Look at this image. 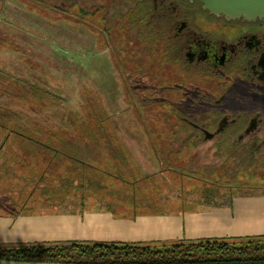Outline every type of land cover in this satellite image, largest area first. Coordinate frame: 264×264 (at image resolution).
I'll return each mask as SVG.
<instances>
[{"label": "flooded vegetation", "instance_id": "obj_1", "mask_svg": "<svg viewBox=\"0 0 264 264\" xmlns=\"http://www.w3.org/2000/svg\"><path fill=\"white\" fill-rule=\"evenodd\" d=\"M11 6L36 24H83L89 50L111 53L153 154L211 157L197 168L264 188L251 180L264 173V17L230 19L199 0H0V13Z\"/></svg>", "mask_w": 264, "mask_h": 264}, {"label": "rangeland", "instance_id": "obj_2", "mask_svg": "<svg viewBox=\"0 0 264 264\" xmlns=\"http://www.w3.org/2000/svg\"><path fill=\"white\" fill-rule=\"evenodd\" d=\"M36 21L35 16L27 13L22 6H11L6 12L0 13V119L18 121L25 116H56V112L59 113V118H67V113L77 111L85 113L83 104L90 97L102 116L110 117L105 121L112 122L118 134L117 140L111 137L116 140L115 142L101 140L102 142L95 143V146L106 149L110 144H115L117 148L132 151L125 155L133 159L136 174L128 175L124 171L122 178L128 181L143 178L147 197L142 196V200H139L137 205L139 215L142 212L151 215L160 214L169 206H176L175 201H166V194L172 192L169 186L173 188L183 182L190 187L195 185L193 188L196 191L199 189L201 194L228 191V193L234 192V195L237 192H244L255 196L254 192H258L264 196V188L252 191L247 186L238 184L239 179H246L244 173L228 178L227 174L205 173L201 168H197L201 161L210 162L211 157L188 158L190 164L186 168L178 164L176 168L184 174L179 175L169 170L160 173L153 160L159 156L149 150L142 127L125 97L111 53L98 45L93 51L89 50L94 45L95 38H88L87 29L83 24H36ZM36 87L39 92L36 91ZM18 96L26 98L37 96L38 103L46 105L47 102L57 103L56 107L40 109L37 105L29 106V103L20 101ZM88 103L89 101L85 106L87 113L91 115L92 110ZM34 108L40 110L36 112ZM174 158L176 161L187 159L184 156ZM185 161L180 163L185 165ZM168 166L165 164L162 168L168 169ZM13 171L17 169L14 168ZM13 171L7 175L0 173V194L3 195L0 197V244L2 245L20 246L32 242L56 240L170 244L172 239L176 238L171 235L172 232L165 231L158 222L128 226L113 223L106 227L94 225L89 228L86 223L84 225L79 220L83 209L81 204H69V208L76 211L69 214L70 217L73 216L74 221L71 223L69 221L68 224L59 221L57 217L64 215L59 210L65 203L57 198L51 200V205L42 207L41 190L31 196L28 189L26 190L28 193L19 190L17 187L19 173ZM260 175L256 178L253 175L251 180L257 182L258 179V182L264 183V173ZM20 178L24 182L23 173ZM27 178V185L30 186L33 183L32 175L28 174ZM6 186L12 188L6 190ZM163 186L166 189H163ZM219 195L220 193L217 197ZM214 200L216 198L210 200L209 204H203L206 206H203L205 208L203 212L214 210L212 208ZM117 204L119 205L118 202ZM112 205L104 202V214L124 217V215L131 216L135 211L134 206L130 207L124 203L122 207L117 206V209ZM236 206L243 220L236 219V227L230 231L235 233L234 236H221V238L264 235V198L244 199ZM94 207L95 205L92 204V208ZM49 217L55 218V222H47ZM200 238L220 237L188 239Z\"/></svg>", "mask_w": 264, "mask_h": 264}, {"label": "crops", "instance_id": "obj_3", "mask_svg": "<svg viewBox=\"0 0 264 264\" xmlns=\"http://www.w3.org/2000/svg\"><path fill=\"white\" fill-rule=\"evenodd\" d=\"M35 89L39 92L37 87ZM23 93H25V90ZM32 97L34 98V96ZM17 98L20 99V101L29 103V106L37 105L40 109L56 107L55 104L57 103L47 102V105L38 103L37 96H35L34 99L24 96H18ZM87 102L88 101H85L83 104L84 109H86L85 105ZM40 109L34 108L36 112ZM56 114L58 116H25L18 121L7 119L5 121L4 119H0V123L27 126L34 123L36 124L37 122H43L45 124L58 125L68 124L69 120H71L69 113H67V118L62 116V118H59V113L56 112ZM71 114L72 116L74 115L73 112ZM53 116L56 118H53ZM32 135L35 136V139L40 140L65 139L66 141H70L72 146H74L73 142L76 139L80 140L78 134V136L67 133H41ZM116 136L118 135L103 134L99 135V138L96 139L86 137V140L114 141L111 137L115 139ZM3 140H12L18 143H2ZM21 140H26V138L19 134L0 133V173H6V175L7 173L11 174V171L16 168L17 171L13 172L19 173L17 187L19 190H25V192L28 189L30 191L29 196L40 189L42 207H47L51 205V200L60 198L65 205L59 212L64 215L57 217V219L67 224L69 221L70 223L74 221L73 216L70 217L69 214L76 212L69 208V204H81L83 209L79 220L83 224L86 223L89 228L94 227V225L106 227L113 223L116 225L128 226L137 223L148 224L158 222L162 224L165 231L172 232L171 235L176 237L172 240L234 236L235 233L230 231H233L236 227V219L243 220L242 216L238 214L237 203L244 199L262 200L264 198V196H261L258 192H254L255 196L244 192H237V194L234 195L233 191H231L233 193H228V191H214L201 194L199 189L196 191V189L193 188L195 185H191L192 187H190L183 182L179 185H175L173 188L169 186V190L172 192L171 194H166V201H175V203H177L176 206H169L165 212L160 214L151 215L148 214V212H142V214L139 215V213H137L139 200H142V196L147 197L144 192L146 185L143 178H138L133 181L123 180L122 178V176H124V171L128 175L136 174L133 159L125 155L132 153V151L117 148L115 144H110L109 148L102 149L101 147H96L95 143H83L82 148L78 149L74 147L69 148L68 145L67 148L64 149L47 148L40 145L34 147L31 144L27 147L25 143H19ZM145 140L148 141L146 137ZM21 145L25 147L23 150L20 149ZM168 159L167 157L163 158V156L153 158L154 164L158 167L160 173L169 170L179 175L184 174L176 167L180 165L186 168V166L190 164L188 158L185 159V165L181 163H178L179 165L175 163L169 164L167 162ZM165 164L169 165L168 169L162 168ZM21 173L24 174V182L21 181ZM28 174L32 175L31 182L33 183L30 185L32 186L31 188L27 185ZM164 187L165 186L162 188L166 189ZM10 188L12 187L6 186V190ZM26 193H28V191ZM219 193L220 195L217 197ZM1 196L3 195L0 194V197ZM213 198H216L212 207L214 210L203 212V210H205L204 207H206L203 204L211 203ZM104 202L113 204L112 206L114 209H117V206L122 207L124 203L130 207L134 206L135 211L131 216L124 215V217L112 216L109 213L104 214ZM92 204L95 205L94 208H92ZM46 221L55 222V218L49 217V220Z\"/></svg>", "mask_w": 264, "mask_h": 264}, {"label": "trees", "instance_id": "obj_4", "mask_svg": "<svg viewBox=\"0 0 264 264\" xmlns=\"http://www.w3.org/2000/svg\"><path fill=\"white\" fill-rule=\"evenodd\" d=\"M92 114L75 112L69 114L68 124H36L22 126L19 124L0 123V133L19 134L26 140L28 147L40 145L47 148L64 149L82 148L83 143L102 142L86 140L99 138V135L117 134L108 117L102 116L94 103ZM110 118V117H109ZM108 118V119H109ZM75 134L74 146L65 139L40 140L32 134ZM78 134V135H77ZM18 143L3 140L2 143ZM33 147V148H34ZM21 145V148L23 150ZM18 149V148H17ZM78 159V158H76ZM0 258L61 262L76 264H264V235H253L238 238H200L173 240L170 244H151L141 242H91L84 240H56L32 242L20 246L0 244Z\"/></svg>", "mask_w": 264, "mask_h": 264}, {"label": "water", "instance_id": "obj_5", "mask_svg": "<svg viewBox=\"0 0 264 264\" xmlns=\"http://www.w3.org/2000/svg\"><path fill=\"white\" fill-rule=\"evenodd\" d=\"M204 8L227 18L255 19L264 17V0H199ZM0 264H76L61 262L23 261L0 258Z\"/></svg>", "mask_w": 264, "mask_h": 264}]
</instances>
